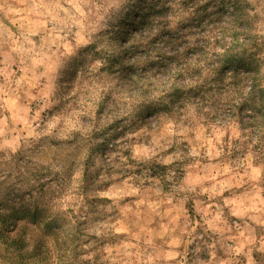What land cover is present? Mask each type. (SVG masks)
I'll list each match as a JSON object with an SVG mask.
<instances>
[{
    "label": "rangeland",
    "instance_id": "1",
    "mask_svg": "<svg viewBox=\"0 0 264 264\" xmlns=\"http://www.w3.org/2000/svg\"><path fill=\"white\" fill-rule=\"evenodd\" d=\"M165 1L170 28L191 17ZM244 2L264 36V0ZM133 3L0 0V209L33 204L59 225L26 262L264 264V160L239 126L189 104L157 125L135 115L142 96L111 64Z\"/></svg>",
    "mask_w": 264,
    "mask_h": 264
},
{
    "label": "trees",
    "instance_id": "2",
    "mask_svg": "<svg viewBox=\"0 0 264 264\" xmlns=\"http://www.w3.org/2000/svg\"><path fill=\"white\" fill-rule=\"evenodd\" d=\"M244 1L182 0L192 15L170 28L165 0H135L126 17L112 25V38L123 54L113 56L111 64L126 91L142 96L134 112L145 125H157L166 109L189 104L206 122H235L264 160V36L257 34ZM9 205L0 209L3 231L14 232L4 241V259L28 264L59 225L43 220V211L33 204L13 200ZM38 225L44 230L25 237V227ZM29 244L33 251L26 250ZM60 247L66 254L65 242Z\"/></svg>",
    "mask_w": 264,
    "mask_h": 264
}]
</instances>
